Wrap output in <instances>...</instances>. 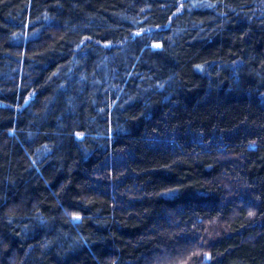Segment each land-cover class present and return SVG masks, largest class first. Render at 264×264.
Returning <instances> with one entry per match:
<instances>
[{
    "label": "trees",
    "instance_id": "1",
    "mask_svg": "<svg viewBox=\"0 0 264 264\" xmlns=\"http://www.w3.org/2000/svg\"><path fill=\"white\" fill-rule=\"evenodd\" d=\"M0 264H264V0H0Z\"/></svg>",
    "mask_w": 264,
    "mask_h": 264
},
{
    "label": "rangeland",
    "instance_id": "2",
    "mask_svg": "<svg viewBox=\"0 0 264 264\" xmlns=\"http://www.w3.org/2000/svg\"><path fill=\"white\" fill-rule=\"evenodd\" d=\"M218 228H215V226H212V231H216Z\"/></svg>",
    "mask_w": 264,
    "mask_h": 264
},
{
    "label": "snow or ice",
    "instance_id": "3",
    "mask_svg": "<svg viewBox=\"0 0 264 264\" xmlns=\"http://www.w3.org/2000/svg\"><path fill=\"white\" fill-rule=\"evenodd\" d=\"M156 47H159V45H156ZM75 219H79V217H75Z\"/></svg>",
    "mask_w": 264,
    "mask_h": 264
}]
</instances>
